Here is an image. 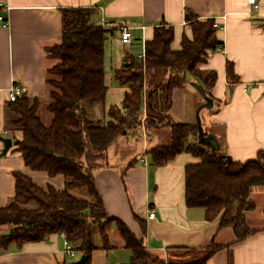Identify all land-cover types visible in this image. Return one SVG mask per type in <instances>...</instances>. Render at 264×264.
Segmentation results:
<instances>
[{
  "label": "crops",
  "instance_id": "1",
  "mask_svg": "<svg viewBox=\"0 0 264 264\" xmlns=\"http://www.w3.org/2000/svg\"><path fill=\"white\" fill-rule=\"evenodd\" d=\"M72 7L94 8L92 21L109 29L104 40L105 62L112 71V76L106 77L112 86L106 93L107 103H119L128 90L117 85L114 70L127 56H142L155 27L161 24L173 27L171 49L176 51L181 48L183 36L192 38L191 25L185 19L187 11H192L199 20L214 19L221 25L216 28L215 37L222 50H208L205 62L198 66L203 71L216 72L210 90L213 105L204 109L205 113L200 110L204 118L202 126L208 127L204 132L214 134L222 151L236 162L252 160L264 148V0H256V4L248 0H0V207L15 194L13 172L30 176L42 188L52 184L63 189L64 177L30 170L15 150L21 132L11 128L15 115L6 103L9 88L20 85L23 95L38 100L37 114L42 123L47 126L51 122L53 117L47 109L51 103L47 68L56 61L47 56L46 48L59 43L61 9ZM3 22L7 25L3 26ZM123 28L132 33L128 45L120 39ZM226 61L233 63L238 77L235 83L227 79ZM192 88L189 84L174 89L169 109L173 122L193 123L190 104L196 107L203 100ZM138 131L142 132L139 136ZM133 132L134 137L127 133L113 141L107 149L106 162L93 171L107 214L123 220L137 238H143L152 255L164 259L170 247L196 250L209 246L211 241L220 245L231 242L232 228L217 229V221H207L202 207H187L184 200V167L199 158L181 152L165 165L155 166L145 152L151 146L162 145L159 135L147 136L143 128ZM3 138L11 139L4 154ZM169 141L170 138L164 144ZM255 195L263 202V212L264 187L253 188L250 198L254 202ZM249 215L251 211L245 214L250 227H264L250 225ZM135 216L144 221L145 234ZM9 230V226L1 227L0 234ZM107 232L111 246L104 248L95 231L98 248L92 253L90 264L128 262L131 252L124 246L115 224ZM63 247L61 233H51L20 246L10 244L0 250V264H75L80 255L75 251L76 255L69 257ZM206 264H264V231L215 252Z\"/></svg>",
  "mask_w": 264,
  "mask_h": 264
},
{
  "label": "trees",
  "instance_id": "2",
  "mask_svg": "<svg viewBox=\"0 0 264 264\" xmlns=\"http://www.w3.org/2000/svg\"><path fill=\"white\" fill-rule=\"evenodd\" d=\"M93 11L92 7L61 9V39L46 48L47 56L56 61L47 68L51 122L47 126L42 123L35 98L22 95L6 103L15 115L11 128L21 132L14 147L25 165L50 176L61 175L64 186L58 189L48 184L42 188L30 176L13 172L15 194L0 207V228L10 226L8 233L0 234V250L61 233L80 256H86L81 264H90L98 248L95 231L102 247L109 248L107 231L115 224L131 252L124 264H206L215 252L264 231V227H250L245 216L256 206L250 198L251 191L264 187V148L252 160L228 161L229 155L221 146L217 150L198 141L195 121L176 123L170 118L172 93L177 87L195 81L211 97L216 72L203 71L198 66L205 62L208 50L222 46L215 37L214 19L199 20L187 11L185 19L191 25L192 40L183 36L181 48L176 51L171 49L173 27H155L152 38L144 45L143 59L127 56L114 70L115 82L128 88L121 106L108 108L109 119L104 113L102 118L94 119L88 116L85 104L105 102L109 86L104 70V40L109 29L92 21ZM225 68L228 81L235 83L238 77L233 63L226 61ZM142 123L147 135L154 128H170L169 144L151 146L145 152L153 165H165L181 152L199 158L184 167V200L187 207H202L207 221H217V229L232 228L231 242L220 245L211 241L209 246L196 250L170 247L164 259L152 255L143 238H137L123 220L107 214L93 171L106 162L107 149L113 141L137 130ZM74 190L83 191L86 197H77ZM136 221L145 234L144 221L138 216Z\"/></svg>",
  "mask_w": 264,
  "mask_h": 264
},
{
  "label": "rangeland",
  "instance_id": "3",
  "mask_svg": "<svg viewBox=\"0 0 264 264\" xmlns=\"http://www.w3.org/2000/svg\"><path fill=\"white\" fill-rule=\"evenodd\" d=\"M110 69H111V66H109V67H107V64H106V62H105V65H104V70L106 71V74H107V77H111L112 76V71H110ZM109 81H110V79L109 80H107V85L109 86V88H112V86L109 84ZM117 85H119V84H117ZM196 93H198L197 92V90H195L194 88H192ZM109 91H111V90H109ZM198 95V94H197ZM199 97V96H198ZM201 98V97H200ZM203 101H204V99L203 98H201ZM104 105H100L99 103H90V104H85V107H86V109H87V111H88V116L89 117H91V118H94V119H99V118H102V116H103V113H104V115L106 116V119H109V116L107 115V110H108V108L110 107V106H121V104H122V102H123V100H120L119 101V103H113V102H111V103H107V100H105L104 99ZM203 103V102H202ZM201 103V104H202ZM200 104V105H201ZM200 105H198V106H200ZM198 106H196V107H193V105L191 106V104H190V110H189V112H191V117L193 118V122L195 121L196 122V109H197V107ZM103 108H104V112H103ZM206 110V108H202L201 110H202V112L203 113H205V110ZM203 115V114H202ZM203 120H204V118H203V116H200V121H201V126H202V122H203ZM144 125H143V123H142V125L140 126V128H143L145 131H146V128L145 127H143ZM203 127V126H202ZM205 127V126H204ZM203 127V129H205V130H207V128L208 127H205L204 128ZM138 130V129H137ZM137 130H135V131H137ZM18 131V130H17ZM143 131V130H142ZM139 132H141V131H138V133H137V136H139L141 133H139ZM151 133L152 134H158L159 135V138H160V142H161V144L162 145H164V143H166L167 142V140L170 138V128H168V127H163V128H161V127H158V128H154V129H152V131H151ZM129 134L132 136V137H134V135H135V133L133 132V131H130L129 132ZM145 134H147V131H146V133ZM151 134V135H152ZM148 136V135H147ZM137 139L138 140H141V138L140 137H137ZM146 139H148V138H146ZM170 142V141H169ZM73 192V194L74 195H76L77 197L78 196H80V197H86L85 196V194L83 193V191H81V190H78V191H76V190H74V191H72ZM254 199H255V203H256V207H255V209H254V211L252 212L251 211V215H249V217H248V223L250 224V225H254V224H259V225H264V213L262 212V208H263V206H262V204H263V202L261 201V199L259 198V195H255V197H254ZM28 207H29V205H28ZM9 228H10V226H9ZM6 233H8V231H6ZM5 233V234H6ZM1 234H4V233H1ZM4 234V235H5ZM63 235V234H62ZM64 236V239H65V235H63Z\"/></svg>",
  "mask_w": 264,
  "mask_h": 264
},
{
  "label": "water",
  "instance_id": "4",
  "mask_svg": "<svg viewBox=\"0 0 264 264\" xmlns=\"http://www.w3.org/2000/svg\"><path fill=\"white\" fill-rule=\"evenodd\" d=\"M190 86H192L195 90H197L199 96L204 99L203 103L197 107L196 109V127H198V141L205 143L206 145H210L214 149H219L220 148V143L217 141L215 138V135L212 133H207L205 134L203 127L201 126V121H200V110L202 108H208L210 109L213 105V99L208 96V94L205 92V89L203 88L202 85L195 81L189 82ZM3 151L2 154L6 153L7 150L10 148L9 146L11 145V139L10 138H3ZM232 160L230 156H228V161ZM86 258L85 255H81L80 258L76 261L75 264H81L83 263L84 259Z\"/></svg>",
  "mask_w": 264,
  "mask_h": 264
},
{
  "label": "built area",
  "instance_id": "5",
  "mask_svg": "<svg viewBox=\"0 0 264 264\" xmlns=\"http://www.w3.org/2000/svg\"><path fill=\"white\" fill-rule=\"evenodd\" d=\"M250 3L252 4H256V0H248ZM215 28H219L221 25L217 24L216 22L213 23ZM7 23L3 22V26H6ZM131 36L132 33L130 31V29L128 28H123L122 33H121V42H123L125 45H128L131 41ZM220 50H222L221 45H219V47L216 48V51L220 52ZM144 56L139 57V59H143ZM9 94H8V100L9 101H15L16 99H18L19 97H21L24 94V89L20 86V85H13L9 88ZM5 131H3L4 133ZM153 212L150 213L149 216L152 217ZM73 244L70 240H68L67 238L64 239V251L66 252V254L69 257H74L76 255V252L74 250V248L72 247Z\"/></svg>",
  "mask_w": 264,
  "mask_h": 264
}]
</instances>
